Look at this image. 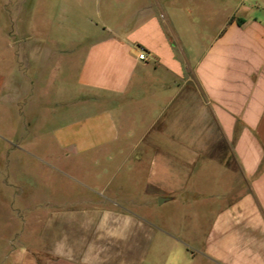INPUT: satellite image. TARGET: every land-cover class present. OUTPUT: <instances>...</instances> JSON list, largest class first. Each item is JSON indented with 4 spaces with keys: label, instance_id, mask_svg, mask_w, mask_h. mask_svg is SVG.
I'll return each instance as SVG.
<instances>
[{
    "label": "crops",
    "instance_id": "1",
    "mask_svg": "<svg viewBox=\"0 0 264 264\" xmlns=\"http://www.w3.org/2000/svg\"><path fill=\"white\" fill-rule=\"evenodd\" d=\"M218 1L198 10L188 0H149L121 28H101L85 47L72 94L62 79L50 96L49 82L33 81L31 57L17 58L46 53L29 45L30 30L19 36L23 46L14 37L0 50V136H31L18 151L52 154L36 163L60 172L39 180L24 169L3 189L38 199L71 184L92 200L72 211L87 219H63L54 237L40 236L45 258L21 245L2 263L264 264V16L253 13V2ZM15 2L0 0L12 8L14 27ZM34 37L42 45L43 36ZM85 164L93 180L65 174ZM41 181L54 189L43 190ZM98 196L112 205L97 206ZM21 198L15 194L12 212L58 208ZM139 204H170L174 214L166 226L152 219L146 244ZM96 226L99 241L89 238ZM133 228L136 237L128 238ZM112 237L135 248L133 261L97 251ZM145 245L151 255L144 256Z\"/></svg>",
    "mask_w": 264,
    "mask_h": 264
},
{
    "label": "rangeland",
    "instance_id": "2",
    "mask_svg": "<svg viewBox=\"0 0 264 264\" xmlns=\"http://www.w3.org/2000/svg\"><path fill=\"white\" fill-rule=\"evenodd\" d=\"M149 0H25V10H23V0H16L15 2V15L18 20L15 27L11 22L13 13L12 8L6 7L5 9L0 6V50L13 43V38L17 37L15 41L16 46H23L20 35L28 30L31 31L30 46L39 48L42 46L46 48V53L43 50L42 54L36 53L31 55H19L17 58L31 57L32 63V76L33 81L37 82H49L48 91L50 96H55L56 86L55 82L62 81L70 84L65 85V90H69V93H73L75 88L72 86L76 77L77 68L83 58V52L86 45H88L92 39H94L97 33L101 32V28L118 29L124 26V24L131 18V15L139 8L144 2ZM183 2L184 0H177ZM192 6L196 9L217 7L219 5L218 0H190ZM188 0V2H190ZM244 2L243 4H255L254 14L264 16V0H239ZM21 14V16H20ZM19 15V17H18ZM219 17L222 15L219 14ZM25 20V23H24ZM105 28V29H106ZM28 34V33H27ZM36 34L43 36L44 42L40 45L39 41L35 39ZM4 58L3 64H8L7 58L9 56H1ZM40 58L42 62H40ZM47 60L45 63L44 60ZM20 68H23L21 64ZM67 92L64 94V108L67 109ZM73 97V95H72ZM75 98V97H74ZM74 98L70 103L74 102ZM54 106L52 102L49 103V107ZM33 127L39 126L37 120H33ZM31 136H22L21 139L11 140L9 136H0V264H12L13 262L5 261L2 263L4 255L11 253L13 248L20 249V246H27L33 253L44 257L49 252V248L40 246V236L43 234L47 237L55 236V228L57 222L70 223L73 220L79 222L81 219H87L86 215H79L73 213L78 207L81 201L87 204L88 201L92 202L89 192L83 191L79 187V190L72 189L70 187H64L63 191L56 194L58 198L52 197L53 193H47L48 198L39 196L36 194L35 199H30L29 194H22L19 190H5L4 184L8 183V176L13 174L23 175L25 173L32 175L33 178L55 177L60 175V172L56 168L46 165L39 166L36 162V158L42 157L51 159L54 158L52 154L40 151H18L19 146L25 147L32 141ZM18 144V145H17ZM40 150V149H36ZM26 161L31 162L29 168H23L18 166L22 165ZM16 164H18L16 166ZM65 174L76 176L79 179L91 181L94 178L93 173L88 170L87 165H78L64 168ZM72 173V174H71ZM41 187L43 190L54 189L52 183H44L41 181ZM77 185H75L76 187ZM17 191V192H16ZM22 197V201L32 200L34 206H38V203L46 202L49 206H58L53 210L54 213L41 214L38 211L30 214L14 213L10 210L15 204L14 196ZM35 194H33L34 196ZM60 196V197H59ZM42 197V198H40ZM19 199V198H18ZM18 201V200H17ZM97 206H111L108 201L101 197H96L94 200ZM83 206H86L83 204ZM170 204L164 206H158L155 204L138 205L139 214L145 218V225L143 230V238L145 244L151 238L152 229L150 223L152 219L161 222L166 226L169 219L174 215L170 209ZM63 213V214H62ZM119 217H117L118 219ZM125 223L122 221H116L113 219L112 224L120 225ZM148 223V224H147ZM92 224V221H91ZM47 226V229L45 228ZM92 228V226L90 227ZM89 236L91 239L94 237L97 241L102 240L99 237L100 234L96 229ZM141 233L138 232L139 238ZM135 231H131L128 238H135ZM115 237H112L111 242L108 240L100 241L97 243V251L102 250L105 255H112L113 257L122 256L128 257L129 262L134 260L135 248L131 246H119L115 243ZM11 241L9 244L8 241ZM98 244L103 246H98ZM151 247L144 246L142 251L144 256L151 255ZM16 254V253H15ZM45 258V257H44ZM114 260V259H113ZM118 260V259H115Z\"/></svg>",
    "mask_w": 264,
    "mask_h": 264
},
{
    "label": "built area",
    "instance_id": "3",
    "mask_svg": "<svg viewBox=\"0 0 264 264\" xmlns=\"http://www.w3.org/2000/svg\"><path fill=\"white\" fill-rule=\"evenodd\" d=\"M145 57H146V53L142 51L140 56H139V58L140 59H145Z\"/></svg>",
    "mask_w": 264,
    "mask_h": 264
},
{
    "label": "water",
    "instance_id": "4",
    "mask_svg": "<svg viewBox=\"0 0 264 264\" xmlns=\"http://www.w3.org/2000/svg\"><path fill=\"white\" fill-rule=\"evenodd\" d=\"M167 199L166 198H161L159 199V204H162L163 202H165Z\"/></svg>",
    "mask_w": 264,
    "mask_h": 264
}]
</instances>
